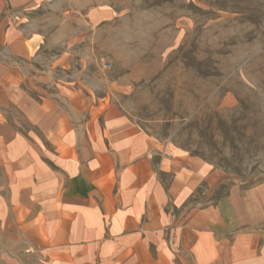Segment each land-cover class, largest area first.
<instances>
[{
  "label": "crops",
  "instance_id": "crops-1",
  "mask_svg": "<svg viewBox=\"0 0 264 264\" xmlns=\"http://www.w3.org/2000/svg\"><path fill=\"white\" fill-rule=\"evenodd\" d=\"M34 2L0 0V264H264V183L213 197L119 107L28 87L11 18Z\"/></svg>",
  "mask_w": 264,
  "mask_h": 264
},
{
  "label": "rangeland",
  "instance_id": "rangeland-1",
  "mask_svg": "<svg viewBox=\"0 0 264 264\" xmlns=\"http://www.w3.org/2000/svg\"><path fill=\"white\" fill-rule=\"evenodd\" d=\"M16 16L35 94L119 107L204 160L213 197L264 183V0H35Z\"/></svg>",
  "mask_w": 264,
  "mask_h": 264
}]
</instances>
